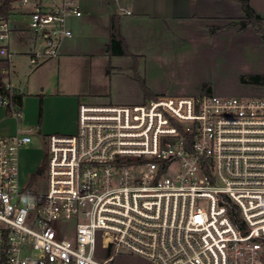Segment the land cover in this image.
Masks as SVG:
<instances>
[{
	"label": "built area",
	"instance_id": "obj_1",
	"mask_svg": "<svg viewBox=\"0 0 264 264\" xmlns=\"http://www.w3.org/2000/svg\"><path fill=\"white\" fill-rule=\"evenodd\" d=\"M4 0H0V9ZM130 14L129 11H125ZM83 0H11L0 58L25 30L36 69L73 37ZM0 105L22 119L5 84ZM33 130L0 135V264H264V97L163 96L79 106L75 134L47 137L44 189L20 153Z\"/></svg>",
	"mask_w": 264,
	"mask_h": 264
},
{
	"label": "crops",
	"instance_id": "obj_2",
	"mask_svg": "<svg viewBox=\"0 0 264 264\" xmlns=\"http://www.w3.org/2000/svg\"><path fill=\"white\" fill-rule=\"evenodd\" d=\"M250 4L264 17V0H250ZM83 8L82 17L70 20L73 37L63 42L57 59L36 69L29 66L27 54L33 41L19 17L16 19L20 30L14 32L11 43L18 55L12 60L11 68L0 58V80L4 84L12 82L23 95L21 120L13 118L0 105V135L13 136L33 130L32 144L20 153L22 180L29 173L38 174L49 135L76 133L79 106L85 104L82 101H102L108 95L114 74L129 69L140 86L134 77L133 60L127 65L113 66V59L130 57L108 53L112 17H117L120 35L129 51L138 57L140 76L155 95L189 93L167 88V80L173 83L181 77V66L188 63L183 57L219 59L247 50L249 60L252 49H261L264 44L250 27L245 30L227 27L243 17L241 5L232 0H83ZM212 28L218 30L212 33ZM226 62L227 58H222L220 67ZM192 80L197 84L191 91L193 96L200 95L205 83L213 85L212 94L219 90L215 80L211 82L205 77ZM141 94L145 102L142 89Z\"/></svg>",
	"mask_w": 264,
	"mask_h": 264
},
{
	"label": "rangeland",
	"instance_id": "obj_3",
	"mask_svg": "<svg viewBox=\"0 0 264 264\" xmlns=\"http://www.w3.org/2000/svg\"><path fill=\"white\" fill-rule=\"evenodd\" d=\"M262 48L252 49L253 53L250 55L249 60L247 59V50L242 53L234 52L229 56L221 57L219 59H213L205 57L200 60L198 57H183L182 60H187L180 69V78L177 81L171 82L167 80V88L170 91L181 90L185 92H191L195 90L197 84H195L192 78L201 77L208 78L211 82L215 80L219 90L216 95L225 97H242V98H261L264 97V87L243 84L241 82L242 77L253 75L254 73L264 74V44ZM236 56L231 57L233 54ZM222 58H227V62L223 67H220ZM239 58V59H238ZM130 58H116L113 59V66L127 65L131 63ZM167 62V61H166ZM168 65V62H167ZM169 68V66H165ZM186 67V68H183ZM162 68L163 65H162ZM188 68V69H187ZM169 70V69H168ZM164 71V70H162ZM140 74V73H139ZM143 74V73H142ZM117 75V76H114ZM112 76V82L108 89V95L104 96L102 101L91 102L82 101L90 105H137L143 103V95L141 94L140 86L133 80V72L131 70H125L123 73H116ZM168 76V75H167ZM209 81V82H210ZM213 87V85H212ZM169 91V92H170ZM187 95H173L174 97L193 96V92ZM213 93V92H212ZM215 94V92H214ZM202 95V91L200 93ZM163 96V95H158ZM141 98V99H140ZM140 99L139 101H137ZM153 100V99H148ZM146 100V101H148ZM44 157H46L44 155ZM33 174V173H32ZM31 173L23 177V181L30 182ZM37 180L33 185L37 190L44 189L45 187V174L37 176ZM113 264H150L149 261L130 254L121 253L116 257Z\"/></svg>",
	"mask_w": 264,
	"mask_h": 264
},
{
	"label": "trees",
	"instance_id": "obj_4",
	"mask_svg": "<svg viewBox=\"0 0 264 264\" xmlns=\"http://www.w3.org/2000/svg\"><path fill=\"white\" fill-rule=\"evenodd\" d=\"M238 2L243 10V17L233 21L229 26H238L240 30H245L246 28H252V30L260 36L264 41V17L259 15L251 6L250 0H232ZM11 0H4L0 9V15L8 18L9 17V3ZM117 17H112L110 20V42L108 44V53L110 56H124L130 57L133 60V71L136 81L140 84V87L144 93L146 100L148 99H157L160 96L155 95L147 86L144 79L140 76L138 67L139 59L136 55L132 54L124 39L120 35L119 24ZM218 28H212V33L217 31ZM241 82L243 84L262 86L264 87V75H250L247 77H242ZM0 93L3 95H9V92L5 88V84L0 80ZM202 95H212V84L205 83L202 87ZM23 95L15 92L12 95V99L21 106ZM46 157L43 158L39 171H44L46 167ZM38 174L34 173L30 176V182H28V189H32L36 182Z\"/></svg>",
	"mask_w": 264,
	"mask_h": 264
},
{
	"label": "water",
	"instance_id": "obj_5",
	"mask_svg": "<svg viewBox=\"0 0 264 264\" xmlns=\"http://www.w3.org/2000/svg\"><path fill=\"white\" fill-rule=\"evenodd\" d=\"M40 174H42V172L41 171H38V175H40Z\"/></svg>",
	"mask_w": 264,
	"mask_h": 264
}]
</instances>
